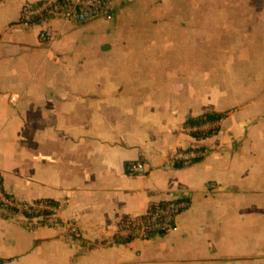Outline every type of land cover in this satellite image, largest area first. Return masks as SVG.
<instances>
[{"label":"crops","instance_id":"1","mask_svg":"<svg viewBox=\"0 0 264 264\" xmlns=\"http://www.w3.org/2000/svg\"><path fill=\"white\" fill-rule=\"evenodd\" d=\"M38 1L0 0V177L60 209L0 210V264H264V0H113L112 20L22 22ZM208 112L224 119L196 138L186 121ZM190 148L209 152L176 166ZM137 161L146 174L129 176ZM183 196L177 230L120 240L121 221Z\"/></svg>","mask_w":264,"mask_h":264},{"label":"built area","instance_id":"2","mask_svg":"<svg viewBox=\"0 0 264 264\" xmlns=\"http://www.w3.org/2000/svg\"><path fill=\"white\" fill-rule=\"evenodd\" d=\"M113 0H40L35 3H26L22 10L21 21L26 24L44 23L49 19L58 17L65 21L84 23L99 18L112 20L114 11ZM55 32L50 27H44L40 31V39L49 41L53 39ZM224 116H219L216 124L221 122ZM207 149L190 148L179 153L177 162L189 163L208 154ZM176 163V162H175ZM147 172L144 162H131L127 166L129 176H140ZM189 201L186 197H179L152 203L148 211L134 219L123 220L118 227L119 237L123 240L150 239L164 235L178 229L177 219L180 213L186 209ZM60 207L58 203L49 202L46 199H38L31 202L20 201L14 196L6 194L2 187L0 177V210L9 217L16 219L22 216L24 221L57 219ZM69 233L76 240H80L82 233L75 224L69 225Z\"/></svg>","mask_w":264,"mask_h":264},{"label":"trees","instance_id":"3","mask_svg":"<svg viewBox=\"0 0 264 264\" xmlns=\"http://www.w3.org/2000/svg\"><path fill=\"white\" fill-rule=\"evenodd\" d=\"M220 115L221 114H219L217 112L204 113L202 115L190 117L186 121V124L190 127L195 128L194 130L191 131V134L193 136H195L196 138L206 137V136H209L213 133H216L218 128H210L208 130H205V129H202L201 127L204 126L208 122L217 120ZM182 164L183 163H181V162H176V166H181ZM46 200L49 202H55L54 200H51V199H46ZM120 240L127 241V240H123V239H120Z\"/></svg>","mask_w":264,"mask_h":264}]
</instances>
